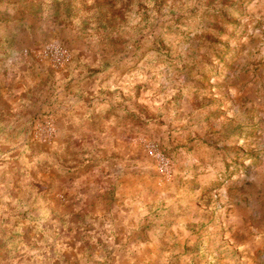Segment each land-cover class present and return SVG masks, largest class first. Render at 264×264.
Masks as SVG:
<instances>
[{
    "label": "rangeland",
    "instance_id": "rangeland-1",
    "mask_svg": "<svg viewBox=\"0 0 264 264\" xmlns=\"http://www.w3.org/2000/svg\"><path fill=\"white\" fill-rule=\"evenodd\" d=\"M0 264H264V0H0Z\"/></svg>",
    "mask_w": 264,
    "mask_h": 264
},
{
    "label": "built area",
    "instance_id": "built-area-1",
    "mask_svg": "<svg viewBox=\"0 0 264 264\" xmlns=\"http://www.w3.org/2000/svg\"><path fill=\"white\" fill-rule=\"evenodd\" d=\"M163 161V160H162Z\"/></svg>",
    "mask_w": 264,
    "mask_h": 264
}]
</instances>
